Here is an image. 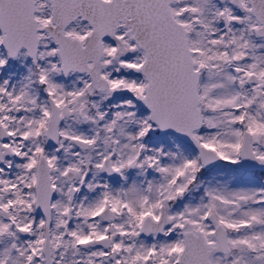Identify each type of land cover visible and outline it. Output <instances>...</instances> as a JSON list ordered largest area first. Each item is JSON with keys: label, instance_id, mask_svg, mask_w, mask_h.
<instances>
[{"label": "snow or ice", "instance_id": "1", "mask_svg": "<svg viewBox=\"0 0 264 264\" xmlns=\"http://www.w3.org/2000/svg\"><path fill=\"white\" fill-rule=\"evenodd\" d=\"M0 264H264V0H0Z\"/></svg>", "mask_w": 264, "mask_h": 264}]
</instances>
